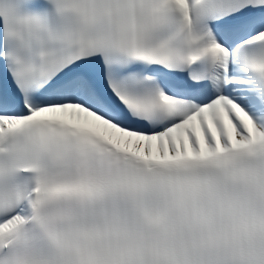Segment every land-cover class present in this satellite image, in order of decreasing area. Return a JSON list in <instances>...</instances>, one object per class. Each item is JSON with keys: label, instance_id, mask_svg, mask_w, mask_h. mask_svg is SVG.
Masks as SVG:
<instances>
[{"label": "snow or ice", "instance_id": "obj_1", "mask_svg": "<svg viewBox=\"0 0 264 264\" xmlns=\"http://www.w3.org/2000/svg\"><path fill=\"white\" fill-rule=\"evenodd\" d=\"M0 264H264V0H0Z\"/></svg>", "mask_w": 264, "mask_h": 264}]
</instances>
